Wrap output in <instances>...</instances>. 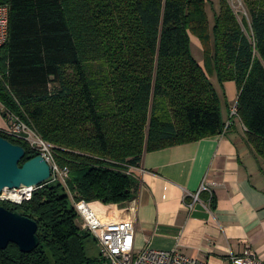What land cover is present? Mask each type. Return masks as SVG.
I'll use <instances>...</instances> for the list:
<instances>
[{
    "label": "trees",
    "instance_id": "obj_1",
    "mask_svg": "<svg viewBox=\"0 0 264 264\" xmlns=\"http://www.w3.org/2000/svg\"><path fill=\"white\" fill-rule=\"evenodd\" d=\"M242 3L246 15L219 0L211 24L209 0H0L9 7L0 103L69 170L66 186L48 181L30 201L0 203L35 221L39 238L31 253L10 244L0 264H108L89 256L96 242L72 200L127 204L145 153L225 134L213 78L236 84L237 118L264 162V0ZM0 137L25 149L19 166L38 155Z\"/></svg>",
    "mask_w": 264,
    "mask_h": 264
},
{
    "label": "crops",
    "instance_id": "obj_2",
    "mask_svg": "<svg viewBox=\"0 0 264 264\" xmlns=\"http://www.w3.org/2000/svg\"><path fill=\"white\" fill-rule=\"evenodd\" d=\"M212 82L225 96L221 116L226 124L239 90L234 82L223 89L215 78ZM7 124L0 110V133H6ZM134 174L139 187L131 202L90 206L113 220L127 218L135 208L136 251L176 249L209 264H231L230 254L249 246L264 257V162L252 153L238 118L223 135L145 153Z\"/></svg>",
    "mask_w": 264,
    "mask_h": 264
},
{
    "label": "built area",
    "instance_id": "obj_3",
    "mask_svg": "<svg viewBox=\"0 0 264 264\" xmlns=\"http://www.w3.org/2000/svg\"><path fill=\"white\" fill-rule=\"evenodd\" d=\"M9 7L0 4V48L8 39ZM0 110L7 119L8 129L6 134L25 141L41 156L50 167L51 182H58L66 186L69 170L61 167L56 162L53 146L43 140L35 130L30 127L21 117L9 112L0 103ZM230 118H237V103L230 108ZM230 120V119H229ZM231 126L227 121L225 130ZM246 130V128L244 127ZM135 168L131 170L134 173ZM37 188L4 189L0 194L1 202H10L21 205L30 201L33 191ZM198 197H194L197 201ZM73 207L78 214L80 227L88 232L95 240L100 257L108 264H209L197 258L188 257L175 250L164 251L145 247L142 251H136L135 239V217L136 209L129 208V215L123 220H113L98 215L85 201H73ZM231 264H264V257L259 256L251 247L246 246L239 254H230Z\"/></svg>",
    "mask_w": 264,
    "mask_h": 264
},
{
    "label": "water",
    "instance_id": "obj_4",
    "mask_svg": "<svg viewBox=\"0 0 264 264\" xmlns=\"http://www.w3.org/2000/svg\"><path fill=\"white\" fill-rule=\"evenodd\" d=\"M25 154L22 146L0 137V194L4 189L40 188L50 180V167L39 155L19 166ZM37 230L35 221L0 206V251L13 244L31 253L39 246Z\"/></svg>",
    "mask_w": 264,
    "mask_h": 264
},
{
    "label": "rangeland",
    "instance_id": "obj_5",
    "mask_svg": "<svg viewBox=\"0 0 264 264\" xmlns=\"http://www.w3.org/2000/svg\"><path fill=\"white\" fill-rule=\"evenodd\" d=\"M228 1L236 13L246 15L242 0H228ZM218 5H219V0H209V4L207 6L206 11H207L209 21L211 24L213 23V19H214V12H216V10H218ZM192 39H193V41H192ZM194 39H196V38L191 36V52H192V55L198 62H203V52H202L200 43L197 39L195 41H194ZM233 119L235 120V118H230L229 121L232 123ZM98 252L99 251H98V248L96 245L88 244L89 256L95 257L98 255Z\"/></svg>",
    "mask_w": 264,
    "mask_h": 264
}]
</instances>
